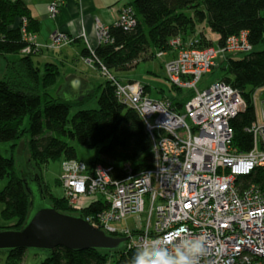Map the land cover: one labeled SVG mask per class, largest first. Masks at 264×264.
I'll list each match as a JSON object with an SVG mask.
<instances>
[{
	"label": "trees",
	"instance_id": "obj_1",
	"mask_svg": "<svg viewBox=\"0 0 264 264\" xmlns=\"http://www.w3.org/2000/svg\"><path fill=\"white\" fill-rule=\"evenodd\" d=\"M128 8L136 19L134 27L125 29L113 24L109 42L98 45L94 52L87 46L82 51L84 60H92L89 66L102 75L104 66L119 80L137 81L119 74L132 71L141 62L152 61L160 53L172 55L171 40L175 37L199 48L214 46L200 28L206 21L219 34V46H225L232 36L247 33L252 49L242 52L241 58L233 57L239 53L223 57L225 73L218 80L238 89L246 100L245 111L233 119L232 125L234 146L240 152L250 150L253 134L248 128L257 119L255 93L264 89V0H134ZM23 30L37 34L41 22L31 15L24 1L0 0V55L7 59L10 72L7 79L0 80V142L12 143L11 156L0 153V183L8 179L0 188V230H18L26 223L30 208L27 184L36 175L51 206L99 224V214L108 209L109 202L101 198L77 210L64 190L62 196L50 190L43 177L44 167L59 159L79 160L88 166L101 163L110 168L114 182H121L127 177V164L135 174L153 167L151 135L140 113L117 97L113 82L104 75L106 82L84 99L98 96L96 109H81L84 101L54 96L51 89L59 85L60 67L40 60L46 48L35 50L32 46L30 53L23 52L32 45L24 40ZM141 83L150 95L151 85ZM172 87L177 94L168 99L174 109L181 111L194 93L186 95L183 88ZM74 109L78 110L71 117ZM21 140H26L31 154L32 168L25 172L16 162ZM75 142L88 150L99 149L98 156L89 162L80 159ZM243 180L264 183V173L259 171ZM57 183L63 189L60 178ZM9 223L14 225L7 226ZM137 249L130 248L127 241L116 250L73 251L59 246L49 251L40 264H130ZM27 250H6V264L24 262Z\"/></svg>",
	"mask_w": 264,
	"mask_h": 264
},
{
	"label": "built area",
	"instance_id": "obj_2",
	"mask_svg": "<svg viewBox=\"0 0 264 264\" xmlns=\"http://www.w3.org/2000/svg\"><path fill=\"white\" fill-rule=\"evenodd\" d=\"M68 1L51 0L49 15L56 16ZM114 25L134 27L132 10L127 7ZM109 30L110 26L98 21V45L110 41ZM23 32L24 40L32 43L24 48L25 53L32 46L53 50L73 42L61 31L52 33L47 43H40L36 33ZM81 38L94 52L87 35ZM171 46L173 59L166 64V76L173 85L194 93L181 111L168 98H152L140 81L119 80L103 66V75L113 82L117 97L136 109L145 122L153 141V167L135 174L127 164L125 180L114 182L110 168L101 163L88 166L66 160L61 175L64 193L78 209L106 199L109 207L95 225L125 237L130 248L163 239L172 252L181 238L203 237L207 253L199 264H264V183L243 180L264 173V100L262 112L248 128L253 147L240 152L234 146L232 121L246 109L242 93L220 80L203 91L198 88L220 58L252 49L247 33L230 37L225 46L199 48L180 36L171 40ZM131 214L137 215L135 231L116 225Z\"/></svg>",
	"mask_w": 264,
	"mask_h": 264
},
{
	"label": "rangeland",
	"instance_id": "obj_3",
	"mask_svg": "<svg viewBox=\"0 0 264 264\" xmlns=\"http://www.w3.org/2000/svg\"><path fill=\"white\" fill-rule=\"evenodd\" d=\"M200 28L203 29L205 34L209 39L212 40L215 47H219V34L214 32L209 24L204 22L200 25ZM50 38V37H49ZM50 50V49H48ZM159 56V55H158ZM148 62H141L135 69L130 72L119 74V77L125 79H134L141 82H146L151 85L150 96L152 98H173L176 96L177 92L173 90L171 81L166 76V64H168L173 56L169 54H165L164 56L158 57ZM244 56V53L233 54L235 58H241ZM78 58L75 59L77 62ZM85 61V60H84ZM225 58H220L217 62V66L214 67L211 72L206 73L201 81L198 84L199 90L203 91L207 87H209L213 82L217 81L224 73L225 69L223 68L225 64ZM60 67V77H59V85L57 89L54 87L51 89V92L54 96H58L57 90L60 85V82H64L67 76L69 75V68L71 65H63L61 63H57ZM86 61H82V68L85 70L86 74L88 73L89 77L93 81L94 85L100 86L106 82V78L100 74L99 71L92 68L88 65ZM10 72L7 69V59L0 55V80H5L9 77ZM67 74V75H66ZM191 90L184 89V94H189ZM255 94L256 96V108L257 114L262 112L263 106L262 101L264 100V89H259ZM79 101V100H77ZM84 101V100H83ZM79 101V102H83ZM81 109H96L98 108V96H93L90 99L84 101L80 107ZM78 109L72 110L71 117L75 114ZM11 142H0V153L5 156H11ZM74 146L77 149L78 157L86 162L95 160V158L99 154V149L88 150L82 147L79 143L75 142ZM17 155L16 162L18 167L21 170L29 171L32 168V164L30 162V150L28 148V143L26 140H21L17 147ZM65 161V160H64ZM62 159L52 161L43 169V177L46 183L49 185L50 190L56 196L63 195V189L59 183H57V179L60 178L62 174L63 162ZM8 179H4L0 183V188H3L7 183ZM79 210L78 208H76ZM13 223L7 224V226H13ZM120 228L129 227L130 229H135L138 225L137 215L131 214L128 215L121 222L116 224ZM50 252L47 250H38V249H28L26 252L25 261L20 264H40L44 259L49 256ZM7 252L5 250H0V264H6Z\"/></svg>",
	"mask_w": 264,
	"mask_h": 264
},
{
	"label": "water",
	"instance_id": "obj_4",
	"mask_svg": "<svg viewBox=\"0 0 264 264\" xmlns=\"http://www.w3.org/2000/svg\"><path fill=\"white\" fill-rule=\"evenodd\" d=\"M94 88L88 79L71 73L57 93L64 100L83 101ZM27 188L30 193L28 219L21 229L0 230V250L51 251L59 246L73 251L116 250L126 243L125 237L113 236L82 216L64 213L51 206L38 175L28 181Z\"/></svg>",
	"mask_w": 264,
	"mask_h": 264
},
{
	"label": "crops",
	"instance_id": "obj_5",
	"mask_svg": "<svg viewBox=\"0 0 264 264\" xmlns=\"http://www.w3.org/2000/svg\"><path fill=\"white\" fill-rule=\"evenodd\" d=\"M22 1L29 7L31 15L41 22V30L37 33L40 43H47L50 35L55 31L64 32L74 40V42L63 44L57 49L44 50L40 54V60L71 65L68 74L75 73L83 76L96 87L81 65L82 61L85 62L82 51L86 48V43L81 35L85 33L90 43L96 48L98 45V21L105 26L113 25L134 0H70L54 17L50 16L48 12L51 0ZM76 58H78L77 62ZM61 83L64 82L61 81Z\"/></svg>",
	"mask_w": 264,
	"mask_h": 264
},
{
	"label": "clouds",
	"instance_id": "obj_6",
	"mask_svg": "<svg viewBox=\"0 0 264 264\" xmlns=\"http://www.w3.org/2000/svg\"><path fill=\"white\" fill-rule=\"evenodd\" d=\"M207 253L203 237L181 238L169 252L163 239L144 243L137 249L130 264H199Z\"/></svg>",
	"mask_w": 264,
	"mask_h": 264
}]
</instances>
